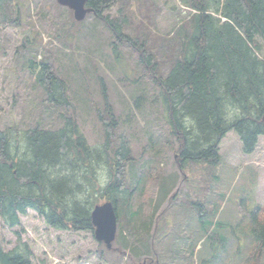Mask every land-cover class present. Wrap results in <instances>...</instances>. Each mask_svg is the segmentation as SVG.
<instances>
[{
	"label": "trees",
	"instance_id": "obj_1",
	"mask_svg": "<svg viewBox=\"0 0 264 264\" xmlns=\"http://www.w3.org/2000/svg\"><path fill=\"white\" fill-rule=\"evenodd\" d=\"M178 2L181 8H188V14L166 33L157 28L163 7L156 0H88L87 6L114 34L115 46L124 44L137 52L143 74H148V80L159 89L167 122L180 143L179 169L185 171L196 163L214 169L222 164L219 145L230 130L238 133L247 154L255 151L264 135V0ZM23 4L20 0H0L1 28L20 27ZM24 48L30 53L29 45L24 44ZM29 70L43 92L45 106L52 110L50 119L59 111L64 123L58 128H45L40 123L27 129L17 125L0 128V264H33L34 252L27 242H21L20 231H16L20 243L11 250H6L4 236L6 227L22 225L21 216L30 209L56 229L94 230L92 211L98 203L94 202L97 191L101 199L118 208L120 252L132 253L135 246L129 237L135 235L144 236L143 247L155 251L159 233L155 232L162 217L153 198L147 196L152 185L148 175L159 162L150 161L148 166L140 162L127 134L117 132L121 124L109 103L98 115L105 141L100 148L91 146L74 116L76 106L69 84L58 75L54 62L34 57L29 60ZM140 95L144 97L141 100L147 97ZM100 167L108 174L104 185L97 174ZM210 177L202 180L211 184L216 176ZM157 183L161 195L169 196L167 186ZM177 193L171 195L172 201ZM240 203L248 217L245 224L251 238L250 251L241 264H261L264 208L252 210ZM192 204L199 206L198 218L204 223L208 204L200 200ZM230 230L237 238L234 228ZM226 239V235L218 239L222 249ZM244 245L239 237L236 252ZM196 248L189 244L182 257L192 259ZM220 255L215 264L224 262L225 255ZM154 257L144 255L132 264L145 260L157 264L159 259ZM207 260L213 258H203L208 264Z\"/></svg>",
	"mask_w": 264,
	"mask_h": 264
},
{
	"label": "rangeland",
	"instance_id": "obj_2",
	"mask_svg": "<svg viewBox=\"0 0 264 264\" xmlns=\"http://www.w3.org/2000/svg\"><path fill=\"white\" fill-rule=\"evenodd\" d=\"M20 1L24 3L20 27H0V128L17 125L19 129H27L39 123L45 128L63 125L59 111L50 119L52 110L45 106L43 92L35 85V77L29 70L31 58L53 61L58 75L69 84L76 106L74 116L91 146L100 148L105 141L98 115L109 103L121 124L117 132L127 134L140 162L146 166L150 161L159 162L158 168L155 163V169L148 175L152 185L147 198H153L157 214L162 218L155 232V235L159 232L155 236V251L143 247L144 236L135 235L129 237V243L135 246L132 253L122 254L119 223L113 246L108 248L96 238L95 228L56 229L30 209L21 216V226L5 228L6 250L20 243L16 234L20 231L21 242H27L34 252L33 264H113L115 261L132 264L144 255L155 256L158 264H207L203 261L205 257H212L208 264H215L221 260L220 252L225 255L221 264H241L250 251L251 238L245 224L246 211L239 208V203L252 210L257 206L264 208V135L259 137L255 151L247 154L238 133L230 130L219 145L221 166L210 169L206 164L196 163L181 171L179 140L167 122L159 89L148 80V74H143L145 70L138 63L137 52L124 44L115 46L114 34L93 14L76 21L73 11L56 0ZM156 1L163 7L157 19L161 33L171 30L188 14L186 8L178 5V0ZM261 43L264 44V39ZM24 44L30 46V53H26ZM140 94L147 97L141 100L144 97ZM97 174L104 185L108 180L105 167H100ZM210 175L216 176L211 184L206 181ZM198 179L202 180L201 184ZM157 182L167 186L169 196L161 195ZM175 191L179 193L172 201ZM96 200V204L106 201L101 199L99 191ZM196 200L208 204L204 223L198 218L199 206L192 204ZM229 228H234L237 238ZM221 235L227 236L223 249L218 240ZM239 237L245 245L237 253ZM189 244L197 246L192 259L182 257L181 253L187 252ZM261 261L264 264V258Z\"/></svg>",
	"mask_w": 264,
	"mask_h": 264
},
{
	"label": "water",
	"instance_id": "obj_3",
	"mask_svg": "<svg viewBox=\"0 0 264 264\" xmlns=\"http://www.w3.org/2000/svg\"><path fill=\"white\" fill-rule=\"evenodd\" d=\"M57 1L59 4L71 9L77 21H83L89 13L93 12V9L87 6L88 0ZM92 221L96 238L104 242L108 248H112L118 229V214L115 204L112 201H106L96 205L92 211ZM138 264H147V262L145 260Z\"/></svg>",
	"mask_w": 264,
	"mask_h": 264
},
{
	"label": "bare ground",
	"instance_id": "obj_4",
	"mask_svg": "<svg viewBox=\"0 0 264 264\" xmlns=\"http://www.w3.org/2000/svg\"><path fill=\"white\" fill-rule=\"evenodd\" d=\"M203 27V26H202Z\"/></svg>",
	"mask_w": 264,
	"mask_h": 264
}]
</instances>
